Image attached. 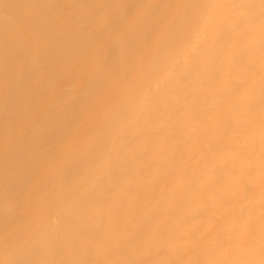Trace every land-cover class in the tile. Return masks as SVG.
I'll list each match as a JSON object with an SVG mask.
<instances>
[{
  "label": "bare ground",
  "instance_id": "obj_1",
  "mask_svg": "<svg viewBox=\"0 0 264 264\" xmlns=\"http://www.w3.org/2000/svg\"><path fill=\"white\" fill-rule=\"evenodd\" d=\"M0 264H264V0H0Z\"/></svg>",
  "mask_w": 264,
  "mask_h": 264
}]
</instances>
